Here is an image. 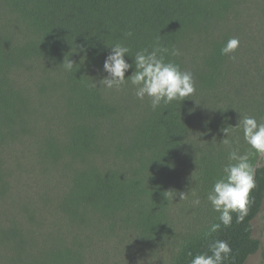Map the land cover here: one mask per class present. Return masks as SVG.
<instances>
[{
    "label": "trees",
    "instance_id": "trees-1",
    "mask_svg": "<svg viewBox=\"0 0 264 264\" xmlns=\"http://www.w3.org/2000/svg\"><path fill=\"white\" fill-rule=\"evenodd\" d=\"M244 1L7 0L37 39L17 46L0 36V110L12 104L9 67L35 55L65 67L75 119L64 149L68 154L97 151L101 122L117 113L93 85L89 66L118 64L128 78L157 90L150 113L118 147L120 165L79 172L71 203L120 214L149 240L175 238L164 181L186 154L184 164L201 208L198 221L180 237L172 264H245L261 246L253 220L264 205V163L255 164L264 153V76L252 107L217 109L236 78L230 74V42L214 41L196 75L201 99L219 112L209 124L203 119L204 126L195 114V96L183 82L186 43L221 24ZM202 127L212 130V138L199 135L196 147ZM2 134L0 124V141ZM54 150L50 144L48 152ZM21 252L23 264H84L82 253L70 247L34 258Z\"/></svg>",
    "mask_w": 264,
    "mask_h": 264
},
{
    "label": "rangeland",
    "instance_id": "rangeland-1",
    "mask_svg": "<svg viewBox=\"0 0 264 264\" xmlns=\"http://www.w3.org/2000/svg\"><path fill=\"white\" fill-rule=\"evenodd\" d=\"M0 36L17 46L37 39L7 0H0ZM222 39L232 46L230 74L236 80L221 96L217 109L252 107L264 76V0H245L225 21L183 47V82L195 96L200 126H204L203 119L215 120L219 112L201 99L196 75L213 42ZM88 75L117 113L101 122L97 151L76 157L64 150L75 125L68 70L35 55L7 71L12 104L0 110V264H23L21 249L34 258L65 247L80 251L84 264H172L180 237L198 221L201 206L184 164L186 154L164 181L163 192L171 199L170 215L177 228L175 238L149 240L120 214L107 215L71 203L76 175L92 166H119L123 160L118 147L127 143L158 97L154 87L134 82L115 63L89 66ZM212 134L202 127L195 146L199 147V135L211 139ZM50 144L54 154L48 152ZM262 163L264 153L255 162ZM253 228L261 246L245 264H264V205Z\"/></svg>",
    "mask_w": 264,
    "mask_h": 264
}]
</instances>
